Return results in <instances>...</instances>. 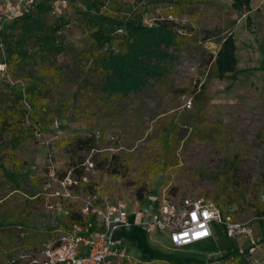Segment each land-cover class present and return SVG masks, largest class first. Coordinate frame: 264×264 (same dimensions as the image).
Wrapping results in <instances>:
<instances>
[{
  "label": "rangeland",
  "instance_id": "374dc122",
  "mask_svg": "<svg viewBox=\"0 0 264 264\" xmlns=\"http://www.w3.org/2000/svg\"><path fill=\"white\" fill-rule=\"evenodd\" d=\"M97 1L119 21L172 24L180 38L165 48L173 55L170 71L127 96L101 92L98 55L122 47L96 46L84 0L42 15L46 24L61 20L57 40L65 47L42 61L6 62L4 44L22 19L0 27V264H40L50 240L75 230L70 214L87 217V200L98 207L127 201L129 220L138 223L163 200L184 196L210 202L222 221L248 223L253 235L227 237L213 221L209 240L174 247L166 232L132 225L113 232L123 256L110 264H264V217L256 213L264 206V0H251L246 13L234 11L231 0ZM226 32L235 39L237 71L210 77ZM26 47L36 48L31 40ZM30 74L42 85L32 107L16 95ZM85 138L93 148L77 141ZM144 189L137 202L135 191Z\"/></svg>",
  "mask_w": 264,
  "mask_h": 264
},
{
  "label": "trees",
  "instance_id": "16d2710c",
  "mask_svg": "<svg viewBox=\"0 0 264 264\" xmlns=\"http://www.w3.org/2000/svg\"><path fill=\"white\" fill-rule=\"evenodd\" d=\"M84 3L85 10L82 11V17L96 46L102 48L120 41L122 47L119 52L107 51L98 55V65L105 72L102 83L96 85L101 92L107 96H127L131 92L144 88L149 79L155 81L165 79L173 58V55L168 54L165 48L177 46L180 38V32L172 24L164 21L151 25L135 23L131 20L119 21L101 12L97 0H84ZM34 6L36 7L34 17L29 14L30 11H27L6 24L13 27L19 19H22L20 32L12 34L4 44L7 51L6 62L16 61V65H25L28 62L45 60L65 49L57 40V33L63 27L61 20L58 24H46L43 20L42 15L51 11L50 4L42 0ZM230 7L236 12L246 13L251 10V0H231ZM249 18L247 15V23ZM205 35L206 38H210L215 34L206 32ZM29 40L33 41V46L36 47L32 51L26 47ZM236 68L235 39L231 32H226L218 39V48L209 61L207 72L210 77L224 79L234 75ZM30 76L32 80L25 84L24 93L18 90L16 95L21 99L25 96L29 107H32L37 93L42 90V85L38 82L39 78L33 77L32 74ZM26 112L24 108L21 114ZM28 118L32 120L30 116ZM77 141L82 144V147H94L91 138ZM147 192L146 189L136 190L137 202H140ZM256 213L264 217V206L256 207ZM69 219L75 227L85 229L86 233L91 231L92 227H89L91 218H83L81 214L72 212ZM4 226L5 222L0 221V227ZM57 238L50 242H56ZM231 245L228 247H232Z\"/></svg>",
  "mask_w": 264,
  "mask_h": 264
},
{
  "label": "built area",
  "instance_id": "2783aa9c",
  "mask_svg": "<svg viewBox=\"0 0 264 264\" xmlns=\"http://www.w3.org/2000/svg\"><path fill=\"white\" fill-rule=\"evenodd\" d=\"M42 0H1L0 27L13 21L23 13L30 11L35 3ZM51 6L52 14L59 13V6L67 0H43ZM5 65L0 62V71ZM191 101L185 104L190 107ZM82 210L87 219L99 220L101 228L85 232L76 227L58 236L56 242H50L41 249L40 264H110V259L122 257L117 252L118 242L112 237L118 228L139 226L145 234L166 232L174 247L186 246L209 240L213 236L212 222L224 224L225 235H253V230L246 222L233 219L221 220L218 211L210 202L201 197L184 196L179 201L163 200L158 208L138 223H132L128 217V203L122 199L104 202L101 207L94 206L87 200ZM79 228V230H77Z\"/></svg>",
  "mask_w": 264,
  "mask_h": 264
},
{
  "label": "crops",
  "instance_id": "0c3cea01",
  "mask_svg": "<svg viewBox=\"0 0 264 264\" xmlns=\"http://www.w3.org/2000/svg\"><path fill=\"white\" fill-rule=\"evenodd\" d=\"M143 218H144V217H143ZM143 218H142V219H143ZM142 219H141V220H142ZM92 223H93L92 228H91L92 231L101 228L99 220H94ZM48 244H49V243H48ZM46 245H47V244H46Z\"/></svg>",
  "mask_w": 264,
  "mask_h": 264
}]
</instances>
